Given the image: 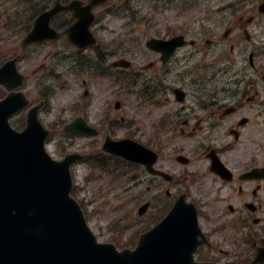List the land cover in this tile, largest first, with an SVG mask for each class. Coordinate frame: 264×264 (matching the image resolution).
I'll return each instance as SVG.
<instances>
[{"label": "flooded vegetation", "instance_id": "af4514ba", "mask_svg": "<svg viewBox=\"0 0 264 264\" xmlns=\"http://www.w3.org/2000/svg\"><path fill=\"white\" fill-rule=\"evenodd\" d=\"M43 1L45 9L56 0ZM179 1L195 5L197 12L177 14L170 28L166 21L153 36L168 41L182 35L187 44L171 53L169 44L161 50L133 44L124 55L126 69L113 65L121 57L117 50L111 54L92 46L72 51L65 36L43 44L62 49L44 57L54 58L53 83L68 85L78 63L85 71L80 80L84 92L51 122L43 114L52 104L45 106L42 118L53 132L78 116L94 129V135L81 137L82 160L95 159L102 175L112 173L116 183L110 188L120 190L115 195L123 203L131 198L137 208L146 205L143 214L137 211L140 221L127 236L131 246L149 229L151 219L160 218L168 204L185 195L196 204L211 241L199 249V259L250 264L264 246V0H229L217 22L215 12H204L214 0ZM51 22L63 31L72 19L64 12ZM91 75L128 83V88L116 90L136 96L143 118L124 113L126 101L115 95L99 104V117L93 120ZM69 133L65 142L73 140L74 133ZM111 139L135 140L157 158L150 156L143 164L113 155L103 149Z\"/></svg>", "mask_w": 264, "mask_h": 264}, {"label": "water", "instance_id": "95a60500", "mask_svg": "<svg viewBox=\"0 0 264 264\" xmlns=\"http://www.w3.org/2000/svg\"><path fill=\"white\" fill-rule=\"evenodd\" d=\"M103 1L91 0L90 5ZM52 14L39 18L46 20L48 32ZM89 24L87 15L79 18L76 27L81 33L72 34L71 40L86 43L83 29ZM41 26L35 25L25 45L52 36ZM11 68L13 62L0 71V83L10 90L21 79ZM14 78L19 80L13 82ZM25 104L24 94L13 91L0 102V264H211L194 258L204 238H199L203 234L196 209L183 198L154 229L141 236L136 249L118 250L113 243L99 242L71 195L74 156L56 160L49 154L45 147L49 132L39 121L37 108L30 111L23 131L12 127L10 116ZM68 129L82 131V121ZM110 144V151L134 158L129 143Z\"/></svg>", "mask_w": 264, "mask_h": 264}, {"label": "rangeland", "instance_id": "374dc122", "mask_svg": "<svg viewBox=\"0 0 264 264\" xmlns=\"http://www.w3.org/2000/svg\"><path fill=\"white\" fill-rule=\"evenodd\" d=\"M30 1V0H29ZM14 0L12 2H8L6 0H0V37L7 38L9 36H13L16 34V30L5 32L2 29L1 23L3 18L7 15V13L15 9L16 7H20L21 4H27V0ZM143 3L141 9L144 10L145 13L147 12V8H145L146 3L141 0ZM150 2H155L154 0H150ZM153 16L155 18L154 24H158L161 22L163 25L164 21L171 22L174 20V15H170L168 13H164L163 10L157 8L154 11ZM125 23L124 20L112 18L110 22V26L108 29L102 28V25L99 26V34L113 36L117 34L120 30L122 25ZM153 24V25H154ZM152 25L144 24L140 26L139 24L135 25V29L137 33L146 34L148 29L151 28ZM18 36V35H17ZM15 37V36H13ZM14 46V40H11L9 43H4L0 45V55L3 54H10L12 52V48ZM52 49L54 47H51ZM49 47H45L40 50H35L34 53H41V55L36 58L33 62H30V57L22 63V68L25 72L28 73V81L25 86V90L29 93V96L33 100H38L40 98V72L38 71L40 68V64L44 61V56L48 54ZM49 71V67L46 69ZM84 75V74H83ZM81 76H71L70 83L66 85V87L58 89L52 99L51 109H47L44 112V117L47 121L51 122L57 118L59 114L64 112V108L67 106L68 103H72L75 101V97L81 93L82 89V82L80 80L83 78ZM89 82L91 88L93 90L94 95L92 98V111H91V118L94 120L99 117V104L104 102L106 99L114 98L115 95H121L126 101V108L124 109V113H129L139 118H143V111L139 110V105L136 101V96L133 94H126V93H119L115 89V86L109 79H105L104 77L100 76H89ZM108 103V101H105ZM113 105H111L110 110L112 111ZM116 114V112H113ZM21 118V117H18ZM125 130V129H124ZM126 131V130H125ZM58 137H54L52 139V143L50 144V148L53 154L60 158L66 152L75 150L79 148L81 145L84 144L85 139L82 138H74L75 140L68 141L71 143L67 147L65 152L60 151L57 143ZM75 186L82 187L80 192V198L85 199V203L87 205L88 210L91 213L90 224L94 228L95 232L98 234L99 239L107 240L110 237H115L116 240L122 241L123 238L121 236L120 227L122 225H130L129 220L132 218V214L134 212L135 202H127L123 203L121 201L123 197L117 198L115 195L116 192H119L118 189H111L113 187L110 185L109 179H97L86 181V176L89 174V170L87 169L85 164H80L75 168ZM121 221L118 225L112 224L115 229L109 228V224L114 220L115 222L120 220ZM124 233H127L126 229Z\"/></svg>", "mask_w": 264, "mask_h": 264}, {"label": "trees", "instance_id": "16d2710c", "mask_svg": "<svg viewBox=\"0 0 264 264\" xmlns=\"http://www.w3.org/2000/svg\"><path fill=\"white\" fill-rule=\"evenodd\" d=\"M23 19H26V18H23ZM23 19H22V20H18L17 22H19V21H24V22H26V21H25V20H23Z\"/></svg>", "mask_w": 264, "mask_h": 264}]
</instances>
